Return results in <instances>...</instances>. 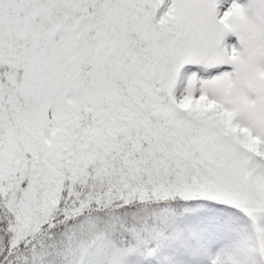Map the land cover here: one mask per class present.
<instances>
[{"label":"snow or ice","instance_id":"6c2138e0","mask_svg":"<svg viewBox=\"0 0 264 264\" xmlns=\"http://www.w3.org/2000/svg\"><path fill=\"white\" fill-rule=\"evenodd\" d=\"M0 264H264V0H0Z\"/></svg>","mask_w":264,"mask_h":264}]
</instances>
